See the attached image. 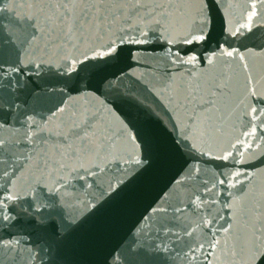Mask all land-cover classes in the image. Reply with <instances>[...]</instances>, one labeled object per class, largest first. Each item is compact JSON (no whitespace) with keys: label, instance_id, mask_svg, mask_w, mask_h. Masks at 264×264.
Instances as JSON below:
<instances>
[{"label":"water","instance_id":"obj_1","mask_svg":"<svg viewBox=\"0 0 264 264\" xmlns=\"http://www.w3.org/2000/svg\"><path fill=\"white\" fill-rule=\"evenodd\" d=\"M158 4L184 10L185 15L173 21L171 35L164 26L153 24L144 29L150 31L153 42L137 45L131 42L137 35L136 21L121 25L125 30L119 33L125 41L121 59L86 61L80 65L85 71L72 73L71 91L64 87L70 78L58 75L56 68L62 66L64 57L69 62L73 56L84 60L82 52L89 44L106 43L109 36L85 43L77 51L68 48L57 53L51 46L44 50L46 38L37 31L33 43L25 46L27 54L21 50L17 56H0V116L8 121L0 128V138L22 141L28 132L23 125L35 122L43 129L39 136L50 139L45 143L34 137V146L51 149L58 143L56 133L62 126H68L74 116H87L96 135L115 145L95 177L85 179L81 170V164L86 169L93 160L78 162L67 154L70 167L66 171L44 174L43 185L50 187L57 180L65 185L59 201L68 224L63 238L49 253V240L42 232L19 221H0V264H205L210 233L198 229L188 236L185 229L195 228L206 213L187 210L173 224V235L161 227L164 214L159 209L166 208L171 218L175 208L186 205L189 196L198 192L202 198L219 200L215 213L229 192L241 197L251 191L264 192V116L252 113L245 103L249 88L264 93V3L216 0L210 8V35L196 45L183 43L180 35L193 26L202 6L199 0H143L141 8L150 11ZM0 7L5 8L0 20L21 34L27 23L23 18L32 15L36 0H4ZM253 11L256 16L249 20ZM166 36L173 44L166 42ZM143 48L148 51H137ZM169 48L182 56L213 58L211 75L228 82L229 114L222 132L209 143L192 140L186 122L169 100L173 90L186 87L195 77L207 79L208 66L172 63ZM49 62L55 67L50 69ZM37 65H41L39 72ZM25 112L31 119L25 120ZM129 125L139 143L132 138ZM20 151L27 155L32 148ZM229 152L228 160L219 158ZM129 155L142 163H126ZM19 162H23L22 155ZM225 178L235 187L225 191L218 184ZM8 179L0 176L4 195L11 187ZM8 211L14 214L18 209ZM221 215L227 218L228 212ZM199 244H204L203 251L197 248ZM212 264H242V260H233L230 253L225 259L217 251Z\"/></svg>","mask_w":264,"mask_h":264},{"label":"snow or ice","instance_id":"obj_2","mask_svg":"<svg viewBox=\"0 0 264 264\" xmlns=\"http://www.w3.org/2000/svg\"><path fill=\"white\" fill-rule=\"evenodd\" d=\"M261 2L264 3V0ZM142 3L143 0H36L32 15L23 18L27 23L21 34L13 32L0 20V56L5 53L17 56L21 50L27 54L28 50L25 46L33 43L37 31L46 38L44 50L48 51L51 46L57 53L68 48L77 51L85 43L100 41L105 36H109L106 43L95 46L89 44V47L82 52L84 60L73 56L69 62L68 58L64 57L62 66L56 68L58 75L70 78L65 81L64 87L71 91L72 73L78 74L85 71L86 69L80 65L85 64L86 61L109 63L121 59V49L125 42L123 35H119L125 31L120 27L121 25L133 24L135 20L134 27L137 35L132 37L131 42L146 45L153 41L152 34L150 31H145V28L151 29L153 24L164 26L168 35H171L173 21L185 15L182 8L170 10L159 4L150 11L146 9L142 11ZM199 3L202 6L197 11L193 26L180 35V39L187 45L201 44L210 35V8L216 0H199ZM0 4H4V0H0ZM3 11L5 8L0 7V13ZM255 16L256 12L253 11L249 20ZM17 22L19 23V17ZM111 36H117V39H111ZM165 39L168 44L174 42L167 36ZM137 51H148V49H137ZM189 51L191 52L192 49ZM89 52L92 53L91 56L88 55ZM168 52L172 63H178L181 66H195L201 63L208 66L207 79L195 77L186 87L173 90L169 100L182 121L186 122V131L190 133L192 140L201 144L209 143L222 132L229 114V102L226 99L228 82L224 78L211 75L213 58L201 60L194 54L182 56L179 51L174 52L171 48ZM227 55L232 56L233 53L227 52ZM48 66L50 69L55 67L51 62ZM40 67L41 65H37L35 70L39 72ZM2 70L0 68V71ZM189 75L191 76L192 73L189 72ZM245 103L252 113L264 116V93L258 92L255 87L249 88ZM257 105H259V111ZM57 107L59 111H63L62 108ZM0 111H3L2 106ZM23 115L26 121L31 119L28 113L25 112ZM7 122L0 116V128H3ZM23 126L28 128V132L24 134L22 141L0 138V176L9 177L8 184L11 186L7 195L0 191V197H2L0 198V221H19L22 225L42 232L49 240L47 247L51 253L53 246H58L68 227L64 207L59 204L62 188L65 185L61 180L55 181L50 187L43 185L41 181L44 174L51 176L55 171H66L70 167V161L66 158L67 154L78 162L86 159L93 160L94 163L86 169L81 164V170L84 172L85 179L95 177L103 171L100 165L113 155L115 145L96 135L87 116L82 119L74 116L68 126H62L56 133L58 143L51 149L39 147L37 150L34 146V137L40 138L45 143L47 139H50L39 136L43 129H40L35 122ZM129 131L133 133L132 138L139 143V137L135 135V130L130 125ZM189 146L194 147V145ZM22 148H32V151L24 155L20 151ZM21 155L22 163L19 162ZM230 156L229 152L228 155L219 158L228 160ZM127 162L142 163L139 159L133 161L131 155ZM50 168L51 171H49ZM22 169L27 175L21 171ZM37 173L40 175L37 176ZM239 175H241L239 172L235 174L237 177ZM21 179L23 184H18ZM33 180L35 183L32 182ZM218 184L225 191L229 187H235V184L229 183L227 178L220 179ZM215 187L213 185V189ZM218 202L219 200L214 196L202 198L201 194L193 192L186 205L173 210L171 218L168 217L166 208L159 209L164 214L161 227L167 228L169 233L175 235L171 231L172 226L187 210L206 213V215H200L195 228H191V231L185 229L188 236H192L198 229L210 233V238L207 240L209 247L204 251L205 264H212L213 254L217 251L225 259L229 258L230 253L233 260L239 258L242 264H264V192L257 194L251 191L243 197L229 192L223 200L222 208L214 213ZM10 208L18 209V211L12 214L8 211ZM225 210L228 212L227 218L221 215V212ZM197 248L203 251L204 244L197 245Z\"/></svg>","mask_w":264,"mask_h":264}]
</instances>
